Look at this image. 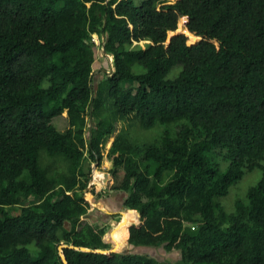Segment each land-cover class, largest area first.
Returning a JSON list of instances; mask_svg holds the SVG:
<instances>
[{"label":"trees","instance_id":"16d2710c","mask_svg":"<svg viewBox=\"0 0 264 264\" xmlns=\"http://www.w3.org/2000/svg\"><path fill=\"white\" fill-rule=\"evenodd\" d=\"M94 33L112 57L96 82ZM114 133L104 186L138 214L126 245L177 258L83 220ZM0 264H264V0H0Z\"/></svg>","mask_w":264,"mask_h":264},{"label":"rangeland","instance_id":"374dc122","mask_svg":"<svg viewBox=\"0 0 264 264\" xmlns=\"http://www.w3.org/2000/svg\"><path fill=\"white\" fill-rule=\"evenodd\" d=\"M137 4H139L140 2H142V0H134ZM183 22H185V19H183V17L181 18L179 27L177 29L176 32H185L186 28L184 27ZM175 33V32H174ZM170 35L171 32L169 33V37L168 40L170 39ZM93 40L96 44V60L94 62V79L95 82L100 79L103 78L104 74L106 73V71H112V57L110 55L104 54L103 53V43L104 41L100 38V36L97 33H94L93 35ZM137 42H134V44H136ZM140 44L142 46H144L146 44V41H141ZM139 70H143L142 66L138 67ZM132 80H128V81H124L123 84L124 86H129L130 84H132ZM53 123L55 124V126L59 129V130H64L67 126H68V117L67 115L61 114L57 117H55L53 119ZM90 122L88 124V129L86 132V136L88 137L90 134ZM93 125V124H92ZM125 126H129V121H118L116 123V130L115 133H117L122 127ZM162 128L160 125L152 128V129H144L141 127L140 124L134 123L131 125V129H130V134H131V138L134 142L137 143H143V142H147V141H151L154 139H158V141H160L161 137H160V128ZM115 133L113 135H111L109 137V139L107 140L104 149H103V159L100 163V165L98 166L96 162L93 163V169H94V173H95V177H93L91 179V184H95L94 185V189L90 190V186L88 188V192L87 196H89L90 199V203H91V207L89 209V212L86 216H83V220H90L93 222H102V219L97 218V214H100L99 210L96 208L95 206L98 207L99 209L102 207L104 209L107 210V214L106 215H102L106 221L105 227L107 230V236L108 238L111 239V244L112 246L117 247L118 249H124V250H133L135 252H144V253H150V254H154L156 256H158L159 258L163 259V258H177V253H167L162 247L158 248V249H154V248H142V247H134L132 245L128 246L126 245V242L123 245V240H122V235L120 234V231H118V228L121 227L122 225H127L128 223L131 222H136L137 221V217L138 214L136 212H133L129 210H127L124 207V200L127 196V193H125V191H123V189H116V190H107L104 186V180L105 178H107V174H106V170L111 169L113 167V159L112 156L110 154V147L114 141L115 138ZM227 162H225L224 167H226ZM258 173L261 174V170L260 169H256L253 172H250L248 174H246L242 180L239 181V183L237 185H234L231 188L230 193L223 198L222 202L225 203L226 207L229 209H233L235 206V202L236 199L239 198H243L245 196V193L247 191V189L255 184L258 180ZM97 175V177H96ZM124 175V168L123 166H120L118 168V176H117V182H121L122 177ZM92 186V185H91ZM119 192L120 194V198L121 200H116V198L111 202H109L112 206H106L105 204V200L107 201L108 196H110L109 194L112 193H116ZM117 195V194H116ZM118 197V195L116 196ZM39 201L38 196L34 195L31 196L27 203L29 204H34L37 203ZM108 202V201H107ZM24 203V202H23ZM96 204V205H95ZM123 205V207H122ZM116 207L118 209V207H120L119 210H122L121 212H117L116 211ZM101 210V209H100ZM98 211V212H97ZM124 212H128L130 213L127 216L124 215ZM105 213V212H104ZM110 214L111 217L108 215ZM92 215V216H91ZM101 217V216H100ZM102 224V223H101ZM34 244L29 245L30 250H34L35 246H33Z\"/></svg>","mask_w":264,"mask_h":264},{"label":"crops","instance_id":"0c3cea01","mask_svg":"<svg viewBox=\"0 0 264 264\" xmlns=\"http://www.w3.org/2000/svg\"><path fill=\"white\" fill-rule=\"evenodd\" d=\"M116 194H117L118 196H120L119 192L109 194L110 196H108V197H110V198L107 199L108 202L105 200V204H106V206H107V205H108L109 207L112 206L109 202H110V201L112 202L115 198H117V197H116V196H117ZM95 205H96V204H95ZM96 208L100 211V212H99L100 214L95 213V214L97 215V218L102 219V221L106 222L105 219H103L104 217H103L102 215H103V214L106 215V213H108L107 210L104 209V208H102V207L100 208V209H101V210H100L98 207L95 206V209H96ZM97 212H98V211H97ZM104 212H105V213H104ZM127 213H128V212H127ZM130 213H131V212H130ZM130 213H129V214H130ZM91 216H92V215H91ZM100 216H101V217H100ZM101 223H102V222H101ZM118 231H120V234L123 236L122 238L125 240V239H126V229H125V226H124V227H122V226L119 227V228H118Z\"/></svg>","mask_w":264,"mask_h":264},{"label":"water","instance_id":"95a60500","mask_svg":"<svg viewBox=\"0 0 264 264\" xmlns=\"http://www.w3.org/2000/svg\"><path fill=\"white\" fill-rule=\"evenodd\" d=\"M184 32V31H183ZM185 32H188L189 33V31H188V29L185 31ZM175 33H173V32H171V35H170V38L174 35ZM196 39H199V37L198 36H195V41H196ZM103 53L104 54H107V51H106V49H105V47L103 46ZM107 55H109V54H107ZM93 119H92V114H91V119H90V132L92 131V128H93ZM127 213L126 212H124V215H126Z\"/></svg>","mask_w":264,"mask_h":264},{"label":"flooded vegetation","instance_id":"af4514ba","mask_svg":"<svg viewBox=\"0 0 264 264\" xmlns=\"http://www.w3.org/2000/svg\"><path fill=\"white\" fill-rule=\"evenodd\" d=\"M116 200H121V198H120V196H118L117 198H116ZM122 207H123V205H122ZM120 209V207H118V209H117V207H116V211L117 212H121L122 210H119ZM107 214V213H106ZM110 217H111V215L110 214H108ZM99 222V221H98ZM100 223V222H99ZM103 223H106V222H104V221H102V224ZM101 224V223H100Z\"/></svg>","mask_w":264,"mask_h":264},{"label":"bare ground","instance_id":"6f19581e","mask_svg":"<svg viewBox=\"0 0 264 264\" xmlns=\"http://www.w3.org/2000/svg\"><path fill=\"white\" fill-rule=\"evenodd\" d=\"M127 213V212H126ZM129 215V213H127L125 216H126V218L125 219H127V216ZM124 226H126V225H122V227H124ZM122 240H123V242H125L126 241V239L124 240L123 238H122Z\"/></svg>","mask_w":264,"mask_h":264},{"label":"built area","instance_id":"2783aa9c","mask_svg":"<svg viewBox=\"0 0 264 264\" xmlns=\"http://www.w3.org/2000/svg\"><path fill=\"white\" fill-rule=\"evenodd\" d=\"M122 246H124V243H123V245Z\"/></svg>","mask_w":264,"mask_h":264},{"label":"clouds","instance_id":"9594fccd","mask_svg":"<svg viewBox=\"0 0 264 264\" xmlns=\"http://www.w3.org/2000/svg\"><path fill=\"white\" fill-rule=\"evenodd\" d=\"M96 177H97V175H96ZM124 244H125V242H124Z\"/></svg>","mask_w":264,"mask_h":264}]
</instances>
